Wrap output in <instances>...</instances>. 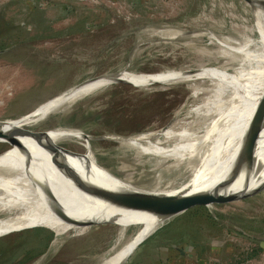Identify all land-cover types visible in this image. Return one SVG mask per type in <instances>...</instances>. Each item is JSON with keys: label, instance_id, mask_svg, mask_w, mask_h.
Masks as SVG:
<instances>
[{"label": "rangeland", "instance_id": "1", "mask_svg": "<svg viewBox=\"0 0 264 264\" xmlns=\"http://www.w3.org/2000/svg\"><path fill=\"white\" fill-rule=\"evenodd\" d=\"M248 5L244 0H0V120L27 115L94 77L188 70L192 75L199 68L236 66L224 49L257 37L259 16ZM147 85L115 81L25 128L83 132L97 161L116 177L139 190L165 189L177 173L157 176L151 157L110 136L122 139L180 120L201 104L209 83L170 76ZM58 145L83 151L74 139ZM14 150L0 142L1 156ZM255 186L230 189L226 197L236 198H207L168 218L125 264H264V188L250 192ZM103 223L81 235L68 233L52 251V230L10 231L0 237V264H99L118 230ZM136 228L129 227L126 236Z\"/></svg>", "mask_w": 264, "mask_h": 264}, {"label": "bare ground", "instance_id": "2", "mask_svg": "<svg viewBox=\"0 0 264 264\" xmlns=\"http://www.w3.org/2000/svg\"><path fill=\"white\" fill-rule=\"evenodd\" d=\"M251 8L259 16L254 23L257 37H248L236 47L224 49L229 51V60L238 61L236 66L227 70L214 66L199 68L192 75H187L189 70L185 71L186 75L177 71L151 75L121 72L120 78L112 80L105 79L106 75L47 99L27 115L0 120L6 126L31 128L49 114L66 112L78 101L114 83V79L125 80L139 88L148 86L149 82H163L170 76L206 78L209 83L210 92L201 104L188 108L187 115L180 120L173 118L162 129L122 139L110 136L120 146H131L137 155L151 157L150 168L157 170V176L177 173L165 189L139 190L127 179L116 177L97 161V150L90 146L88 135L77 130L57 127L41 136L55 145L60 140L74 139L83 147L82 152L67 150L56 154L33 138L21 137V145L30 153L28 160L24 152L7 142L8 147L15 150L1 156L4 150L0 154V237L10 231L44 227L54 232L49 249L52 251L68 233L81 235L92 224L114 220L118 228L116 240L111 252L99 264H125L138 246L167 219L117 207L85 192L79 187L81 183L83 186L84 182L105 185L112 190L189 194L212 192L214 187L229 182L230 177L236 178L230 189L245 188L246 179L248 187L264 182V173L253 171L264 172V106H260L264 103V10ZM257 52L260 56L255 58ZM191 94L194 96L197 92ZM208 119L203 129H196ZM248 138L252 141L248 163L242 165L240 153ZM2 140L0 138V142ZM131 226L138 229L132 230L128 237L126 233ZM121 241L124 243L119 247Z\"/></svg>", "mask_w": 264, "mask_h": 264}, {"label": "water", "instance_id": "3", "mask_svg": "<svg viewBox=\"0 0 264 264\" xmlns=\"http://www.w3.org/2000/svg\"><path fill=\"white\" fill-rule=\"evenodd\" d=\"M251 7H256L258 9L264 10V0H244ZM121 72L113 73L107 76L105 79L112 80L113 78H120ZM104 78V76L90 78L82 83H79L77 87L79 88L89 82L95 81L96 79ZM115 81L127 82L122 79H114ZM260 106H264V103L260 104ZM56 129V128H54ZM54 129L46 130L53 131ZM43 131V132H46ZM43 132H31L30 129H26L25 127H14V126H6V124L0 123V138L3 140L1 142L10 144L11 146L16 147L18 150L24 152L26 159L29 160L30 153H28L24 147L21 145L19 138L21 137H30L34 140H37L44 144L49 150L54 153H64L68 149L58 145L52 144L47 139L41 136ZM6 141V142H5ZM8 142V143H7ZM251 139L248 138L242 148L240 153V161L241 164L248 163L249 158V149L251 144ZM8 144V145H9ZM3 152V151H2ZM0 152V154L2 153ZM236 178H233L227 183L221 184L213 188L212 192H195L186 194V192H177L174 194L167 193H151V192H140L137 190L134 191H124V190H112L106 187L105 185H95L92 183H85L84 186L81 183L80 188L87 193H91L93 196L102 199L104 201H108L109 203L121 207L124 209L139 211L143 213H147L153 215L158 218H170L175 216L185 209L190 207L192 204L196 202H203L204 199L212 198V197H222L224 199L234 198L236 195L232 194V196L226 197L228 195L231 185L235 181ZM249 180L246 179L244 181V187L248 188ZM264 188V182L255 186L250 192L260 190ZM236 198V197H235ZM101 222H110L109 219L103 220Z\"/></svg>", "mask_w": 264, "mask_h": 264}, {"label": "trees", "instance_id": "4", "mask_svg": "<svg viewBox=\"0 0 264 264\" xmlns=\"http://www.w3.org/2000/svg\"><path fill=\"white\" fill-rule=\"evenodd\" d=\"M51 235H52V234L50 233L49 237H51Z\"/></svg>", "mask_w": 264, "mask_h": 264}]
</instances>
